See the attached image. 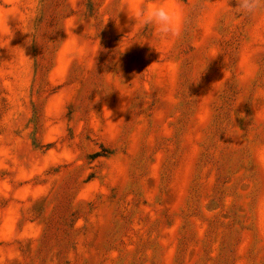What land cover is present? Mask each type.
Masks as SVG:
<instances>
[{
  "label": "rangeland",
  "instance_id": "obj_1",
  "mask_svg": "<svg viewBox=\"0 0 264 264\" xmlns=\"http://www.w3.org/2000/svg\"><path fill=\"white\" fill-rule=\"evenodd\" d=\"M0 264H264V0H0Z\"/></svg>",
  "mask_w": 264,
  "mask_h": 264
},
{
  "label": "clouds",
  "instance_id": "obj_2",
  "mask_svg": "<svg viewBox=\"0 0 264 264\" xmlns=\"http://www.w3.org/2000/svg\"><path fill=\"white\" fill-rule=\"evenodd\" d=\"M259 3L260 0H236V6L246 15L256 12ZM121 10H124L134 23L138 22L141 28L152 26L161 37L167 38L180 34L182 13L171 4L140 5L132 9H129L127 5H122L119 11Z\"/></svg>",
  "mask_w": 264,
  "mask_h": 264
}]
</instances>
